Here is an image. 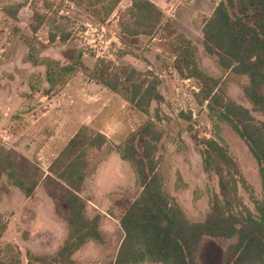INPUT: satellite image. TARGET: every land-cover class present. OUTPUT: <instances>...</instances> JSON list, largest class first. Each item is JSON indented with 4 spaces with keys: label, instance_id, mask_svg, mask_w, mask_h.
Returning a JSON list of instances; mask_svg holds the SVG:
<instances>
[{
    "label": "trees",
    "instance_id": "trees-1",
    "mask_svg": "<svg viewBox=\"0 0 264 264\" xmlns=\"http://www.w3.org/2000/svg\"><path fill=\"white\" fill-rule=\"evenodd\" d=\"M69 1L92 13L102 23L120 2ZM20 6H2L1 9L8 17L16 19ZM237 10L241 14H237ZM123 17L126 20L120 30L129 37L153 35L161 29L173 33V22L150 0H131ZM60 19L68 21L64 17ZM34 21L37 25L32 26L33 32L39 26L50 28V42L59 39L65 43L71 36L54 17L36 11ZM201 33L204 51L219 67L220 75L205 68L199 49L192 41L179 36L174 52L175 69L180 77L194 78L200 84L194 97L201 105L207 102L215 130L216 139L206 140L201 150L204 172L214 173L218 179V192L212 196L205 217L197 221L188 218L177 198L165 190V178L154 160L155 153L164 148L165 134L158 122L168 118L158 109L151 114V104L163 100L157 89L159 78L149 71L113 60L99 59L89 67L82 59L83 52L75 50L67 63L54 61L57 68L48 65L45 82L38 86L31 84V91L55 93L81 71L96 84L119 93L142 115V121L136 134L129 130L128 136L120 137L118 144L98 130L97 122L80 126L48 167L49 174L39 170L30 181L17 171L12 150L0 147V182L5 178L7 186L18 187L26 197L32 196L42 182L60 207L56 216L64 224L63 240L49 254L28 250V264H81L76 254L88 245L105 248L106 214L112 216L113 211L115 214L125 199L115 198L117 194L112 192V209L104 214L90 207L84 192L87 181L112 152L130 165L138 193L117 215L123 237L111 258L101 264H202L199 251L206 238L229 242L222 264H264V200L251 194L250 186L220 134L221 124L225 122L246 142L258 164L264 191V120L253 114L264 115V0H221L204 19ZM232 78L242 79L240 86L251 109L226 93L224 84ZM181 116L182 112L177 118ZM133 138L140 140L141 152L129 142ZM6 188H0V192ZM240 188L251 194L256 213L245 203ZM0 264H22L21 254L6 245L0 249Z\"/></svg>",
    "mask_w": 264,
    "mask_h": 264
},
{
    "label": "rangeland",
    "instance_id": "rangeland-1",
    "mask_svg": "<svg viewBox=\"0 0 264 264\" xmlns=\"http://www.w3.org/2000/svg\"><path fill=\"white\" fill-rule=\"evenodd\" d=\"M150 1L173 22V33L161 29L146 36L129 37L122 34L120 28L126 20L122 15L130 7L131 0H120L113 13L103 23L97 21L92 13L69 0H0V147L8 146L14 156L18 157V169L26 174H21L23 177L30 181L37 176L39 169L23 158L25 155H32L40 144L42 146L46 128L59 124V121L48 99L42 97L44 95L41 93L45 91L33 92L30 85H42L49 66L57 68L54 61L67 63L70 55H73L71 52L81 50L82 59L89 67L103 56L106 57L103 58L105 60L131 65L140 71H149L159 78L157 89L163 96L160 103H152L151 114L154 115L155 109H158L168 117L158 122L165 134L162 140L164 148L155 153L154 160L165 178V190L177 198L189 219L202 220L212 196L218 192L217 176L204 172L201 156L206 140L216 139L215 130L206 105L199 104L194 97L200 84L194 78L180 77L176 71L174 48L179 45V36L192 41L199 49L205 68L216 76L221 74L219 67L204 51L201 33L204 19L212 14L221 0ZM18 4L21 6L17 9L16 19L8 17L1 9L2 6L13 8ZM36 11L58 20L65 32H71L69 40L65 43H61L59 39L50 42V28L45 25L39 26L38 30L33 32L32 26L37 25L34 21ZM236 13L241 14L239 10ZM61 17L67 18L68 21L60 19ZM241 83L242 79L232 78L224 84V89L230 98L251 109L243 95ZM116 94L119 98L114 97V111L117 110V103L121 101V95ZM123 102L119 103L124 104L121 109L123 113L118 114L117 110L116 116L119 118L115 123L121 126L120 134L125 139L129 130L136 134L141 119L129 103ZM180 112L183 116L177 118ZM253 114L257 119L264 120L263 114ZM220 134L230 156L237 162L250 186L251 194L259 200H264L259 167L248 145L225 122L221 124ZM109 136L111 137V133ZM129 142L141 152V142L138 138L130 139ZM116 154L111 153L107 160L98 166L96 173L87 181L84 197L92 209L102 213H108L112 209V192L117 194L115 198H124L125 202L116 209L115 214L113 211L112 216L106 215L103 222V229L107 234L105 248L88 245L76 254L81 264H101L111 258L123 237L117 215L124 211L125 203L132 201L138 193L130 165L121 158L114 157ZM117 156L120 157L118 154ZM7 184L3 178L0 188H6ZM39 189L40 197L54 198L52 208L53 213H56L60 207L55 197L45 185ZM19 192L20 194H11L6 201L0 192V249L10 245L21 254L24 264H28V250L38 254L51 253L63 240L65 231L63 227L55 232L35 233V238L31 240L30 233L25 228L22 229L19 221L22 219L24 222L31 216L28 210L22 213L25 208L24 195ZM240 193L247 206L256 213L251 194L244 188H240ZM228 243L222 239H204L199 251L201 263L222 264Z\"/></svg>",
    "mask_w": 264,
    "mask_h": 264
},
{
    "label": "crops",
    "instance_id": "crops-1",
    "mask_svg": "<svg viewBox=\"0 0 264 264\" xmlns=\"http://www.w3.org/2000/svg\"><path fill=\"white\" fill-rule=\"evenodd\" d=\"M1 63L2 60H0V64ZM94 65L95 63L90 67H93ZM41 94L44 95L42 97L48 99L50 103L49 105L52 106V109H54L56 113L59 124H52V126L46 128L47 131L44 133L45 140L43 141L42 146L37 151L35 150L32 155H25V158L23 159L26 162L35 165L37 169L44 171L45 175L49 174L48 167L52 161L58 156L59 152L65 147L68 141L75 135L79 127L82 125H90L92 122H97L99 126L98 130L100 132L104 133L108 138H111L115 144L119 143L121 126H117L115 123L117 122V118H119L116 114L117 110L118 114L123 113L121 109L124 108V104H119L121 101H124L123 103H128L122 96H120L121 101H117V110L114 111L113 107L115 105L113 104V100L114 97L116 98L117 94L107 87L96 84L88 77V75H84L81 71L71 76L68 82L60 87L56 93H47L45 91ZM206 103L204 105H206ZM137 114L142 121V115L139 113ZM109 133H111V137L109 136ZM114 157L120 158L117 154ZM15 160L17 171L26 176L25 173L20 172L18 169L19 160L17 156H15ZM42 185L44 186V183H39L34 190V193L35 191L36 193H33L30 197H26L23 194L25 208L22 209V213L24 210H28L31 213V216L24 222L22 219L19 221L22 225V229L25 228L28 233H30L29 237L31 240L35 238V233L55 232L57 230H62L64 227L62 221L56 217V213H53L54 206H52V203L54 198L39 196V188ZM19 191L21 190L18 187L8 185L6 190L1 193V197L6 201L11 194L13 195L15 192L20 194ZM48 196H50L49 193ZM10 225L11 222H9L8 227H10ZM22 264H24L23 259Z\"/></svg>",
    "mask_w": 264,
    "mask_h": 264
},
{
    "label": "built area",
    "instance_id": "built-area-1",
    "mask_svg": "<svg viewBox=\"0 0 264 264\" xmlns=\"http://www.w3.org/2000/svg\"><path fill=\"white\" fill-rule=\"evenodd\" d=\"M102 42H103V41H102ZM103 58H106V57H103V56H102V59H103Z\"/></svg>",
    "mask_w": 264,
    "mask_h": 264
}]
</instances>
